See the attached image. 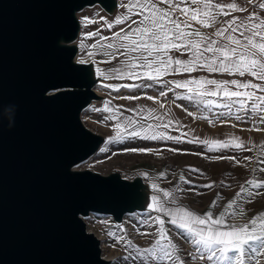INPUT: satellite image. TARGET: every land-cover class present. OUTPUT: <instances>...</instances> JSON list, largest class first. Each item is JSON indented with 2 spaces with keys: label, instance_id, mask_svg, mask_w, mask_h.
I'll use <instances>...</instances> for the list:
<instances>
[{
  "label": "water",
  "instance_id": "water-1",
  "mask_svg": "<svg viewBox=\"0 0 264 264\" xmlns=\"http://www.w3.org/2000/svg\"><path fill=\"white\" fill-rule=\"evenodd\" d=\"M126 5L0 0V264H111L86 224L91 215L124 231V218L135 213L169 223L149 207L154 195L177 208L173 188L148 169L103 171L87 164L110 136L91 128L83 114L112 103L97 90L114 91L119 79L110 71L118 60L82 53L83 14L98 10L119 26L114 22ZM9 105L16 106L10 129Z\"/></svg>",
  "mask_w": 264,
  "mask_h": 264
},
{
  "label": "snow or ice",
  "instance_id": "snow-or-ice-1",
  "mask_svg": "<svg viewBox=\"0 0 264 264\" xmlns=\"http://www.w3.org/2000/svg\"><path fill=\"white\" fill-rule=\"evenodd\" d=\"M160 5H167V7ZM258 7L264 10V3H259ZM232 11H245V9L235 2L220 4L213 3L212 0H127L125 14L114 22L118 25H126V27L110 37H100L98 45L94 44L91 47L93 49L99 47L103 55L110 57L105 62L118 60L117 66L110 70L113 79L149 80L159 84L164 82L162 77L169 72H193L204 69L208 72H226L229 75L244 76L248 73L256 80L264 81V17L256 13L244 19L233 17L225 21L211 36L202 34L200 30L192 26V22H195L202 27H211L212 24L217 23L218 16H228ZM108 27L111 28L112 24ZM90 35L99 36V33ZM172 53L181 55L187 53L190 58L188 60L179 59ZM79 62L84 63L85 61ZM97 72L103 75L100 69H97ZM169 83L176 87L196 85L195 89H189L192 93L188 96L189 99L193 96L201 98L217 96L219 95L217 90H209L205 85H215L216 89L224 85L223 95L226 98H238L237 103L241 110L250 108L253 113L259 112L261 123H264V96L256 95L251 91H229L226 87L231 84L237 89L251 88L264 92V84L241 83L236 79L218 82L215 79L204 78L191 81H170ZM141 86L151 87L152 84L134 83L131 85V87ZM164 95H166L165 92H160V96ZM132 98L138 99L139 97ZM147 98L155 99L154 97ZM160 106L164 107L163 104ZM104 110L109 109L106 107ZM113 118H116L115 115ZM137 123V121L127 120L126 127L122 128L118 122L115 125L118 129L117 135L112 139L118 141L122 135L141 136V132L144 131L143 125H140L139 131L128 130L134 129ZM170 124L171 121L164 127ZM147 127L149 131L152 130L151 125ZM141 138L183 139V137H173L166 133L148 135L147 132ZM195 142L204 143L209 151L217 147L227 148L234 144V140L231 139L227 142L199 140ZM235 146L242 147L243 145L235 144ZM129 150L151 151L149 149ZM247 184L255 189L264 187V183L252 180L247 181ZM205 187L210 188L212 185L208 184ZM153 188H157V185L153 184ZM245 193L249 196L253 194L242 185L236 196L242 197ZM169 195V192H163L165 198ZM152 201L149 207L169 217L168 222L179 229L182 236L194 246V251L188 254L193 262L246 264V260H257L259 264L257 258L264 256V213L257 214L243 224H227L226 218L230 215L227 211L214 219L211 210L201 216L183 207H168L160 197L155 195ZM215 203L216 201H213V205ZM235 204V200L229 201L228 209H232ZM234 215H243V212ZM145 223L148 222L145 221ZM153 223L158 224L156 232L143 233L144 235H155V240L150 247L140 248L133 245L130 240H125L123 237L117 238L118 242L126 245L128 258L140 261V264H161V262L163 264H185L178 244L169 236L160 215L154 218Z\"/></svg>",
  "mask_w": 264,
  "mask_h": 264
},
{
  "label": "rangeland",
  "instance_id": "rangeland-1",
  "mask_svg": "<svg viewBox=\"0 0 264 264\" xmlns=\"http://www.w3.org/2000/svg\"><path fill=\"white\" fill-rule=\"evenodd\" d=\"M83 20L85 27L82 53L93 52L104 59H110L102 54L99 47L93 49L91 46L98 45L100 37H110L126 25H112L109 28V24L98 10L85 11ZM97 32L99 36L90 35ZM163 81L157 84L149 80L124 78L118 80L114 91L104 87L98 88L97 91L111 98L112 103L101 102L86 109L83 120L91 128L108 134L110 139L101 152L87 164L103 171L113 167L123 168L127 172L138 168L148 169L155 173L161 182L173 188L175 207L191 211L196 209L202 213L211 210L214 219L218 217L219 211L228 209L229 201L247 200V193L242 197L236 196L242 185L252 193L255 191L258 201L264 199V187L255 189L247 184L249 180L264 183V149L260 138V135L264 134V123H261V114L253 113L250 108L241 110L240 105L198 107L197 102L178 93L175 87L171 88L166 79ZM134 83L152 86L131 87ZM162 91L166 95L160 96ZM161 104L164 107H161ZM106 107L108 111L104 110ZM127 120L138 122L134 129L128 130L139 131L140 125L144 126L141 136L122 135L118 141L113 140L118 131L115 125L119 122L121 127L125 128ZM169 121L171 124L164 127ZM148 125L152 126L151 131L148 130ZM145 132L148 135L166 133L183 139H143L141 137ZM250 135L253 144L250 142ZM230 139L234 140L233 146L217 147L212 151H209L204 143L195 142H227ZM240 141L243 146L236 147L235 144ZM208 184L212 187H205ZM213 201H216L214 205ZM233 209L235 205L230 210ZM124 223L125 229L121 231L113 228L105 216L92 215L86 220L88 227L101 236L102 253L113 259L111 264H140V261L128 258L126 245L118 242L117 238L123 237L132 241L135 246L147 248L154 242L155 235L143 233H155L158 226L153 223V217L149 213L126 216ZM164 227L178 244L185 264H209L207 261L193 262L188 254L194 251V246L174 225L165 223ZM257 259L259 264H264V256ZM246 264H257V260L246 261Z\"/></svg>",
  "mask_w": 264,
  "mask_h": 264
},
{
  "label": "crops",
  "instance_id": "crops-1",
  "mask_svg": "<svg viewBox=\"0 0 264 264\" xmlns=\"http://www.w3.org/2000/svg\"><path fill=\"white\" fill-rule=\"evenodd\" d=\"M213 3H220V4H228L235 2L238 4L241 8L245 9V11H232L230 15L224 16L220 15L217 17V23L212 24L211 27H202L201 25L192 22V26L194 29H198L202 32L204 35H209L211 36L217 28L221 27L225 21L232 19L233 17H237L238 19H244L247 16L251 15L252 13H256L260 15L261 17H264V10L258 7L259 3H264V0H212ZM161 7H167V5H160ZM227 11V9H225ZM138 18V17H136ZM176 58L183 59V60H188L190 57L187 53L181 55L179 53H172ZM200 78L204 79H215L218 82L219 81H231L232 79H236L240 81L241 83H246V82H251L254 84H264V81H259L253 78L250 74L246 73L244 76H240L239 74H232L229 75L226 72H208L204 69H198L193 72H169V74L165 75L162 77L163 80H167L168 82L170 81H179V80H200ZM169 86L171 88H176L178 93L184 94L187 97L189 95H192V93L189 91V89H195L197 86L194 84H189L186 87H176L174 84L169 83ZM205 87L209 90H217L219 92V95L217 96H205L203 98L201 97H196L193 96L191 101L197 102L199 105L198 107H208V106H218V105H226V106H233V105H239L237 103L238 98H226L223 95V91L225 86L221 85L220 89H216L215 85H205ZM227 89L229 91H251L255 92L256 95H261L264 96V92H258L255 89H244V88H239L237 89L236 86L228 84ZM220 102V103H219ZM252 138V135H250ZM260 138H262V148L264 149V134L260 135ZM251 144H253V138L250 141ZM241 144V141L240 143ZM245 146V145H244ZM192 211L198 215L203 216L205 212H199L196 209H192ZM227 211L230 215L226 218L227 224H232V223H239L243 224L246 223L248 220L256 216L257 214L264 213V199L262 200H257L255 191L252 196H249L247 200L244 199H239L236 201L235 204V209L231 211L230 209H224V212ZM243 212V215H234L235 213ZM223 212L219 211L218 216ZM226 226V225H225ZM248 261V260H246ZM250 262V261H248Z\"/></svg>",
  "mask_w": 264,
  "mask_h": 264
},
{
  "label": "clouds",
  "instance_id": "clouds-1",
  "mask_svg": "<svg viewBox=\"0 0 264 264\" xmlns=\"http://www.w3.org/2000/svg\"><path fill=\"white\" fill-rule=\"evenodd\" d=\"M15 105H9L6 109L5 112L8 116L9 119V123H8V128H12L13 127V123H14V114H15Z\"/></svg>",
  "mask_w": 264,
  "mask_h": 264
},
{
  "label": "bare ground",
  "instance_id": "bare-ground-1",
  "mask_svg": "<svg viewBox=\"0 0 264 264\" xmlns=\"http://www.w3.org/2000/svg\"><path fill=\"white\" fill-rule=\"evenodd\" d=\"M99 238L101 237L100 235L96 234ZM101 248H102V242H101Z\"/></svg>",
  "mask_w": 264,
  "mask_h": 264
},
{
  "label": "built area",
  "instance_id": "built-area-1",
  "mask_svg": "<svg viewBox=\"0 0 264 264\" xmlns=\"http://www.w3.org/2000/svg\"><path fill=\"white\" fill-rule=\"evenodd\" d=\"M91 216H92V215H91ZM91 216H90V217H91Z\"/></svg>",
  "mask_w": 264,
  "mask_h": 264
}]
</instances>
